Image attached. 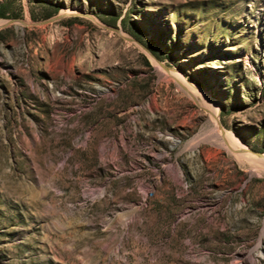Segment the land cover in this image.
Instances as JSON below:
<instances>
[{
  "label": "rangeland",
  "instance_id": "1",
  "mask_svg": "<svg viewBox=\"0 0 264 264\" xmlns=\"http://www.w3.org/2000/svg\"><path fill=\"white\" fill-rule=\"evenodd\" d=\"M0 20V264H264V0Z\"/></svg>",
  "mask_w": 264,
  "mask_h": 264
},
{
  "label": "bare ground",
  "instance_id": "2",
  "mask_svg": "<svg viewBox=\"0 0 264 264\" xmlns=\"http://www.w3.org/2000/svg\"><path fill=\"white\" fill-rule=\"evenodd\" d=\"M9 21V20H8ZM8 21H6V20H0V27H2V26H4V25H6V23H8ZM10 23V22H9ZM167 70V69H166ZM168 71H170L173 75H175V73L173 72V71H171V70H168ZM178 79H179V81L181 82V84L183 85V86H185L186 88H188V89H190L191 88V85L188 83V82H186L183 78H179L178 76H176ZM213 115H214V119L215 120H219V116H218V109L214 106V108H213ZM219 130V129H218ZM219 131H221L225 136H230L229 134H227L221 127H220V130ZM219 131H218V133H219ZM222 133H221V135H222ZM219 136V135H218ZM222 137V136H221ZM220 137V138H221ZM231 137V136H230ZM229 139H231V141L233 142V139L232 138H229ZM228 144V143H227ZM230 148L232 149V151H236V152H234L235 154H241V155H244V156H248V157H250V155H251V158L250 159H252V155H253V157L255 158V159H257V160H260V161H264V153H261V154H255V153H252L244 144H242L241 142H239V141H234L233 143H232V145L230 146Z\"/></svg>",
  "mask_w": 264,
  "mask_h": 264
},
{
  "label": "water",
  "instance_id": "3",
  "mask_svg": "<svg viewBox=\"0 0 264 264\" xmlns=\"http://www.w3.org/2000/svg\"><path fill=\"white\" fill-rule=\"evenodd\" d=\"M256 153H257V154H261L262 152H260V151H256Z\"/></svg>",
  "mask_w": 264,
  "mask_h": 264
}]
</instances>
